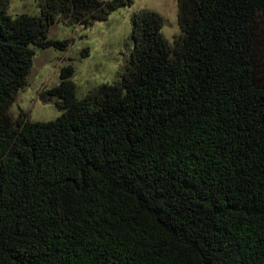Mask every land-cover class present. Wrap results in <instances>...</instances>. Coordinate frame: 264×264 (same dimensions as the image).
Segmentation results:
<instances>
[{
  "label": "trees",
  "instance_id": "obj_1",
  "mask_svg": "<svg viewBox=\"0 0 264 264\" xmlns=\"http://www.w3.org/2000/svg\"><path fill=\"white\" fill-rule=\"evenodd\" d=\"M15 1L0 0V264H264V0H177L173 43L160 13H134L117 82L78 99L63 67L40 95L51 122L12 110L37 50L68 47L52 27L135 0L12 18Z\"/></svg>",
  "mask_w": 264,
  "mask_h": 264
},
{
  "label": "rangeland",
  "instance_id": "obj_2",
  "mask_svg": "<svg viewBox=\"0 0 264 264\" xmlns=\"http://www.w3.org/2000/svg\"><path fill=\"white\" fill-rule=\"evenodd\" d=\"M144 10L160 13L165 20L163 34L173 43L174 37L181 32L177 0H135L131 7L113 12L106 21L96 22L90 28L56 23L49 40L69 42L68 47L65 50H37L30 85L20 92L12 108L13 114L23 110L32 122H51L59 118L62 112L54 103H44L40 95L59 85L60 70L69 65L75 68L71 81L78 99L98 87L116 83L125 71L133 49L131 17ZM39 13L35 0L15 1L8 11L12 18ZM86 50H89L88 57H85Z\"/></svg>",
  "mask_w": 264,
  "mask_h": 264
}]
</instances>
